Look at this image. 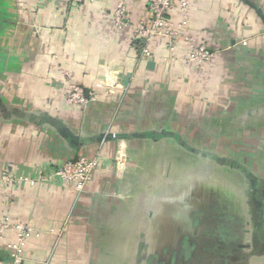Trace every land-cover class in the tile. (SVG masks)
Here are the masks:
<instances>
[{
  "label": "crops",
  "instance_id": "crops-1",
  "mask_svg": "<svg viewBox=\"0 0 264 264\" xmlns=\"http://www.w3.org/2000/svg\"><path fill=\"white\" fill-rule=\"evenodd\" d=\"M148 1L124 0L132 21L149 19ZM189 1L186 34L220 51L202 67L176 58L186 55L184 42L173 58L163 40L155 41L148 67L130 30L113 24L115 0H0V169L36 179L65 161L97 159L82 193L52 180L0 190V217L34 230L23 243L21 264H67L79 239L74 228L83 217L122 206V198L106 196L146 187V174L155 187L154 178L160 180L162 174L147 168L166 160L171 166L179 150L181 156L193 157L187 137L176 128L187 127L198 116L208 120L214 101L233 92L230 81L248 79L260 86L264 0ZM171 16L177 19L179 12ZM126 75V88L110 96L101 92L86 108L64 101L69 83L87 93L114 76L122 84ZM59 127L67 128L79 144L62 138ZM108 134L125 140H105ZM118 143L128 151L125 169L113 162ZM166 145L175 153L163 150ZM174 164L166 175L176 176ZM15 240L14 233L0 237V261L7 260V244Z\"/></svg>",
  "mask_w": 264,
  "mask_h": 264
},
{
  "label": "rangeland",
  "instance_id": "rangeland-1",
  "mask_svg": "<svg viewBox=\"0 0 264 264\" xmlns=\"http://www.w3.org/2000/svg\"><path fill=\"white\" fill-rule=\"evenodd\" d=\"M230 82L208 120L176 128L194 152L178 151L176 176L155 161V187L146 174V187L106 196L122 206L83 217L67 264H264V79Z\"/></svg>",
  "mask_w": 264,
  "mask_h": 264
},
{
  "label": "built area",
  "instance_id": "built-area-1",
  "mask_svg": "<svg viewBox=\"0 0 264 264\" xmlns=\"http://www.w3.org/2000/svg\"><path fill=\"white\" fill-rule=\"evenodd\" d=\"M189 2V0H149V19L135 22L131 20L124 0H115L112 13L113 24L119 30H130L131 40L139 43V55L146 61L152 59V47L155 41H165L168 52L173 58L176 57L179 42L182 41L187 47V53L176 58L184 63L202 67L211 63L220 51L207 42L196 43L186 34ZM175 10L179 12L177 19L171 16ZM121 90H123L121 81L114 76L110 81L98 83L96 89L89 90L87 93L80 85L69 83V90L63 97L69 106L86 108L97 101L99 93L110 96ZM125 160V146L118 143L117 153L113 159L114 165L122 169ZM96 165V158L79 157L76 160L61 163L49 174L36 179L0 169V190L10 185L22 183L35 185L38 182L52 180L63 187H72L78 193H82L89 186ZM6 233H14L16 240L7 244L8 258L0 261V264H21L23 243L34 233V230L28 225L16 223L10 217L3 216L0 217V237H4Z\"/></svg>",
  "mask_w": 264,
  "mask_h": 264
},
{
  "label": "water",
  "instance_id": "water-1",
  "mask_svg": "<svg viewBox=\"0 0 264 264\" xmlns=\"http://www.w3.org/2000/svg\"><path fill=\"white\" fill-rule=\"evenodd\" d=\"M246 5H248L249 7L253 8L254 9V6L251 5L249 2L245 1ZM256 13L260 16V11L259 10H256ZM263 18V17H262ZM152 65V60H148L147 61V66L150 67ZM129 82V75H126L122 81V87L123 88H126L127 84ZM47 120V118H45ZM58 132H59V135L64 138V139H70L71 143L73 145H78V138L74 135H72V133L67 129V128H64V127H59L58 129ZM169 135H171L170 133H168ZM115 139V140H125V137L122 136V135H113V134H108L107 137L105 138V140H111V139ZM103 139V135H101L100 139L99 140H102ZM181 146H184L183 144H181ZM207 157H210L209 153L206 154Z\"/></svg>",
  "mask_w": 264,
  "mask_h": 264
},
{
  "label": "trees",
  "instance_id": "trees-1",
  "mask_svg": "<svg viewBox=\"0 0 264 264\" xmlns=\"http://www.w3.org/2000/svg\"><path fill=\"white\" fill-rule=\"evenodd\" d=\"M134 44H135L136 47L139 49V47H140L139 43H138V42H135Z\"/></svg>",
  "mask_w": 264,
  "mask_h": 264
}]
</instances>
